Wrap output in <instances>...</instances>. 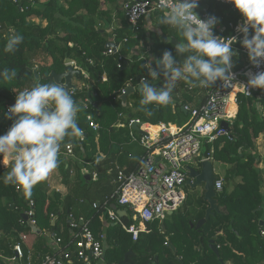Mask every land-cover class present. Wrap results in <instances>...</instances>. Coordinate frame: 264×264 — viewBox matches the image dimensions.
<instances>
[{
	"label": "trees",
	"instance_id": "1",
	"mask_svg": "<svg viewBox=\"0 0 264 264\" xmlns=\"http://www.w3.org/2000/svg\"><path fill=\"white\" fill-rule=\"evenodd\" d=\"M121 1L0 0V72L8 68L18 73L11 83L0 77V135H4L13 123L6 116L9 102L15 101L16 93L31 88L35 82H49L36 79L29 70V67L34 68L32 61L37 55L45 53L51 58L49 64L37 68L41 75L47 76L52 71L62 73L68 60H75L89 74L88 78L82 76L84 85L77 86L74 92V99L84 107L78 116L83 140L78 142L73 137L61 146L65 149L67 144L74 143L82 160L79 165L62 162L59 157L67 193L51 189L47 177L33 189L31 199H26L17 186L4 183L11 164L3 163L0 156V255L6 258L14 256V246L22 242V235L28 237L32 234L35 236L32 254L24 249L23 261L27 262L30 257L29 264H40L47 254L53 253L48 243L47 233L50 231L57 232L62 238L63 250L72 251L75 237L68 224L72 215L78 223L83 217L96 236L105 234L103 260L106 264H120L130 251L128 261L133 264H222L221 261L226 264H264V195L260 191L264 177L256 151V141L264 133V95H239L237 114L229 121L232 139L220 137L213 143L203 140L198 159L211 155L214 160L229 166L223 177L225 187L217 195L220 211L211 215L200 229L191 223L196 224L205 217L208 204L203 199L204 192L197 196L187 194L178 210L166 214L163 220L148 222L149 231L142 232L137 240H133L119 223L109 221L108 208L113 204L121 208L115 194L118 184L112 176L99 172L97 182L92 183L87 174H81L82 167L89 164L92 168L97 166L101 152L106 156L115 155L120 145L130 139V130L137 133L128 126L126 113L144 122L182 126L190 119V112L183 107L189 104L198 107L206 98L203 88L184 90L179 96L173 93L172 104L149 105L152 114L148 115L146 111L138 110L142 97L136 90L129 95L127 104H123L120 93L123 88L129 85L137 88L143 77L161 87L163 76L161 74L158 80L152 81L145 67L146 61L139 60L138 54L123 68L118 67V55L103 56L113 35L117 43L122 44V53L129 54L137 44L147 40L154 49L156 60L162 58L165 50L170 51L178 62L183 57L177 55L173 42L176 40L178 43L181 38L170 27L159 24L160 12L142 18L138 29H134L120 9ZM202 1L208 4L210 13L215 14L221 23L238 22L240 13L237 10L215 0ZM115 6L120 10L114 17L112 11ZM114 18L119 24L110 31ZM13 32L22 35L23 42L16 51L6 52L7 37ZM228 33L231 34L232 30ZM241 47L242 42L233 47L238 53L232 58L236 69L243 66L244 60L249 61L248 56L242 55ZM153 68H156L155 62ZM104 74L107 76L105 81L102 80ZM179 83L184 87L183 81ZM84 99H89V108L83 104ZM88 114H92L99 123L97 131L89 126ZM113 157L107 162L111 163ZM72 172H75L74 181ZM95 203L96 207L93 206ZM30 209L34 210V225L23 216ZM102 216L108 220L107 225L102 222ZM122 218L125 223L131 222L128 216ZM211 240H214L219 254L211 248ZM73 262L83 264L76 254Z\"/></svg>",
	"mask_w": 264,
	"mask_h": 264
},
{
	"label": "clouds",
	"instance_id": "2",
	"mask_svg": "<svg viewBox=\"0 0 264 264\" xmlns=\"http://www.w3.org/2000/svg\"><path fill=\"white\" fill-rule=\"evenodd\" d=\"M244 18L237 31L243 33L242 46L247 50L253 67L264 63V0H228ZM198 0H158L161 13L159 24L173 29L181 38L175 44L179 62L168 50L155 61L156 68H148L152 81L160 78L161 87L141 78L139 91L140 111L151 115L149 105L168 106L173 103L177 82L183 81L191 89L210 88L219 80L229 85L235 79L231 69L238 53L232 45L236 37L214 35L218 19H201L196 12ZM251 30V35L249 34ZM23 42V36L14 32L7 37L6 52H14ZM18 73L5 68L0 77L11 83ZM248 89L264 90V71L248 74ZM84 107L74 99V93L63 83L35 82L31 88L16 93L15 103L7 110V119L13 120L4 135H0V156L11 164L5 174L6 185L18 186L26 199L33 189L59 167L61 146L67 139L81 136L78 116ZM219 177V176H218Z\"/></svg>",
	"mask_w": 264,
	"mask_h": 264
},
{
	"label": "built area",
	"instance_id": "3",
	"mask_svg": "<svg viewBox=\"0 0 264 264\" xmlns=\"http://www.w3.org/2000/svg\"><path fill=\"white\" fill-rule=\"evenodd\" d=\"M14 1L19 2L20 0ZM215 1L229 6L232 10H236L235 6L228 2V0ZM121 11H123L127 21L134 29H138L139 21L142 18H147L152 14L160 12L158 0H125ZM196 12L201 19H206L209 16H215L218 19L215 14L210 13L208 6H204L196 10ZM243 22L244 18L241 14L237 23L230 22L226 25L219 21L214 27L213 33L222 38L236 37V42L232 45L233 48L234 45L243 40V33L237 31ZM116 26L113 22L110 31ZM228 30H232V33L229 34ZM249 34H252L251 30ZM109 41L114 42L115 46L106 48L102 55L105 57L114 54L118 55V67H126L134 60V55L138 54L139 60H145L146 65L151 62V67L153 68L157 57L149 41H141L129 54L121 52L122 44L117 43L114 35ZM125 41H128V39L126 38ZM240 51L242 55L248 56V52L243 46ZM90 62L93 63V60H90ZM67 64H72L74 68L81 69L82 76L89 77L88 72L79 66L75 60H68ZM231 71L235 79L230 85L228 83L223 84L218 80L212 87L203 88L206 98L200 106L190 107L189 105H185L183 107L184 110L190 112V120L183 126L165 122L154 124L133 117L127 120L129 127H132L136 122L140 123L139 128L142 132L137 140L147 153L144 158L145 161L139 170L129 173L119 168L116 170L115 182L118 186L115 194L121 208L128 211V218L131 222L125 223L123 218L111 207L108 208V215L109 221L119 223L132 236L133 240H137L142 232L149 231L147 227L148 222L156 219L163 220L168 212H175L185 202L187 195L183 190V186L188 178L187 162L189 159L197 157L200 154L203 140L213 143L220 137L232 139L229 129L222 126V121L229 123V121L235 118L238 111L239 95L243 94L249 97L256 93L258 97L264 95L261 89L254 88L248 89L249 95L243 86L248 82L249 73L264 71V63H261L260 67L256 68L253 67L250 61L244 60L241 68L236 69L233 67ZM102 80H107L106 74L102 76ZM126 88L120 91L121 95L126 92ZM183 88L188 91L194 90L186 85ZM72 92L74 93L75 89ZM82 102L86 105V108H89V99H84ZM231 102L237 106L235 113L230 111ZM87 121L89 122V126L94 130L97 131L100 128L99 123L94 120L92 114L87 115ZM150 127H159V129L157 133L153 134L149 130ZM83 137L84 133L79 138L76 137V140L80 142L83 140ZM65 152L75 157L76 145L74 143L67 144ZM204 159L214 160L211 155L202 158L200 161ZM92 177L98 179L99 174L94 171ZM224 187V178L218 177L215 181L217 193L223 191ZM31 205H33V201H31ZM96 206L95 203L94 207ZM25 214L31 224H36L33 209L26 211ZM70 217V226L73 229L72 235L75 237L73 250H63L61 246L62 238L57 232L50 231L47 235L49 246L53 250V253L47 254L40 264H74L73 255L75 254L79 260L83 261V264L90 263L92 260L101 261L104 259L105 247L103 239L105 238V234L102 233L96 236L89 225L85 223L83 217L80 218L79 223L72 218V215ZM77 227L79 231H75ZM26 238L27 235L23 234L21 237L22 242L15 244L14 256L6 258L0 255V264H3L7 259L10 264H29L31 261L30 257H28L27 262L23 261L25 251L22 243Z\"/></svg>",
	"mask_w": 264,
	"mask_h": 264
},
{
	"label": "crops",
	"instance_id": "4",
	"mask_svg": "<svg viewBox=\"0 0 264 264\" xmlns=\"http://www.w3.org/2000/svg\"><path fill=\"white\" fill-rule=\"evenodd\" d=\"M124 1L125 0L121 1V3H120L121 6H122ZM198 4H199V6H198L197 10L203 8L204 6H208V4H206L202 0H198ZM120 9H119V7L115 6L113 8L112 15L115 17L116 13ZM35 20L37 22L39 21L38 18H36ZM113 22L116 25L119 24L118 20H116L115 18H114ZM47 56L48 55L45 54V53H40L35 58H33L32 63L34 65V68H38V67H41V66H43L45 64H49L50 61H51L50 56L48 58L44 59V60L41 59L42 57L45 58ZM78 81H80V82H78ZM74 82L76 83L77 86H83L84 85V82H83L82 79L81 80L74 79ZM183 91H184V88L182 87V90L176 92V95L179 96L181 94V92H183ZM173 101H174V95H173ZM189 106L190 107H196L197 105L189 104ZM186 123H184L183 125H185ZM175 124H177V123H175ZM121 126H123V125H121ZM152 128H156V129H152ZM158 129H159V127H150L149 130L152 131L153 134H155V133H157ZM140 133L141 132L138 131V130H137V133H135L133 130H130V139H128L126 142H124V143H122L120 145V148L118 149V151H117V153L115 155H114V153H112V154H110V156H106L105 153L101 152L100 155H99V158H98V160L96 162L97 166L94 167V168L90 167L91 164H89L88 167L84 166V167L81 168V174L82 175L83 174H87V175L91 174V176H90L91 180L90 181L92 183H95V182H97V179H94L92 177V173L94 171H96L98 174L100 172V173H102L105 176H107V175L108 176H112V179L115 180L116 170L118 168L124 170L126 173L134 172V171L139 170L142 167V165H143V163L145 161L144 158L146 156L145 148L137 140L138 137L140 136ZM121 136L123 137V135H121ZM258 139H259V141L258 142L256 141L257 158L260 159V161H261L260 164H259V167H260V169H262L263 177H264V134H261ZM75 140H76V138H75ZM113 155H114V157H113ZM110 157H113L114 160L111 163H108L107 160ZM60 158H61L62 162L68 161V162H73L74 164H79V165L82 164V160H81L80 156L77 154V151H76V156L72 157V156L66 154L65 149H61ZM215 161L216 160H214V162ZM2 162L6 163L7 161H5L3 159ZM224 165H226L225 171H227V168H228L229 165L228 164H224ZM113 173H114V175H113ZM224 174H226V172ZM224 174H223V176L221 175L219 177L223 178L225 176ZM74 178H75V172H72L71 179L74 181ZM236 180H239V179H236ZM48 183H49V186H50L51 189H55L57 191H61V192H64V193L68 192V190H67L68 188L63 183V176H62V173H61V170H60V164H59V167L52 174H50L48 176ZM260 191L264 195V181H263V184L261 185ZM202 192L201 191L197 192L195 195L196 196L197 195H201ZM185 193L187 195L188 191H185ZM111 208H112V206H111ZM102 222L104 223V225H107L109 223L108 220H106L105 216L104 217L102 216ZM34 240H35V236L32 235V234H29L28 237L26 238V240L23 241L24 249L28 250L29 253H31V254H32V246H33ZM48 243H49V241H48ZM3 264H10V262L7 259V260L4 261ZM86 264H106V263H105L104 260H101V261L92 260L90 263H86Z\"/></svg>",
	"mask_w": 264,
	"mask_h": 264
},
{
	"label": "water",
	"instance_id": "5",
	"mask_svg": "<svg viewBox=\"0 0 264 264\" xmlns=\"http://www.w3.org/2000/svg\"><path fill=\"white\" fill-rule=\"evenodd\" d=\"M166 38V36H164ZM173 42L176 44V40H173ZM115 46L114 42H108L106 44V48L108 47H113ZM29 70L33 73L34 77L36 79H47L49 82L56 81L58 83H63L65 84L71 91L76 89V83H74V79L76 80H81L82 79V71L81 69H76L72 64H67L65 66V69L62 73H57L55 71H52L49 75H41L37 68H32L29 67ZM138 90L139 91V86L133 87L129 85L126 88V92L121 95V99L124 105L127 104L128 97L131 93L134 91ZM15 101L12 100L9 102L10 106L14 105ZM184 109V108H183ZM133 116L131 113H126L125 114V119L129 120ZM140 123L136 122L132 127L135 130H138L142 132L139 128ZM222 126L225 127L226 129H229V123L227 121H222ZM78 138L80 136H77ZM199 166L195 167L192 165H187V170H188V179L186 181V184L190 186L191 188H197L201 187L204 192L203 199L208 203V207L206 209V214L205 217L200 219L196 224L191 223V226H195L197 229H200L201 226L210 218L211 215L215 214L216 212L220 211L218 201H217V191L215 188V181L218 178V176L215 173L214 169V160L212 159H204L199 162ZM88 178H90V175H87ZM112 208L117 212V214L121 217L128 216V211L124 208L118 207L116 204L112 205ZM168 214H172V212H168ZM23 216L25 218H28L27 215L24 213ZM71 220L68 221V224L70 225ZM263 223V222H262ZM52 224H55V219L52 221ZM210 246L211 248L219 254V249L215 245L214 240L210 241ZM173 250L175 251L174 247ZM131 253L128 252L125 255V258L120 262V264H133L132 262L128 261V256ZM222 264H226L224 261H221Z\"/></svg>",
	"mask_w": 264,
	"mask_h": 264
},
{
	"label": "rangeland",
	"instance_id": "6",
	"mask_svg": "<svg viewBox=\"0 0 264 264\" xmlns=\"http://www.w3.org/2000/svg\"><path fill=\"white\" fill-rule=\"evenodd\" d=\"M102 25V24H100ZM49 56L47 57H42L41 59H46L48 58ZM80 82V81H78ZM163 83H164V79H163ZM182 90V86L179 84V82H177V85H176V88L174 89L173 93H176L178 91ZM263 112V111H262ZM264 134V133H263ZM259 141V139L257 140V142ZM257 151V150H256ZM200 155V154H199ZM198 155V156H199ZM198 156L197 157H193L191 159H189V161L187 162V165H192V166H199V159H198ZM3 161V160H2ZM225 168H226V165H224L223 163H220L218 161H215L214 162V169H215V173L217 176H223V174L226 172L225 171ZM225 175V174H224ZM55 190V189H54ZM183 190L184 192L185 191H188V194H190L191 196H194L197 192H202L203 189L201 187H197V188H191L190 186H188L186 183L184 184L183 186Z\"/></svg>",
	"mask_w": 264,
	"mask_h": 264
},
{
	"label": "bare ground",
	"instance_id": "7",
	"mask_svg": "<svg viewBox=\"0 0 264 264\" xmlns=\"http://www.w3.org/2000/svg\"><path fill=\"white\" fill-rule=\"evenodd\" d=\"M236 109H237V106L233 102H231L230 103V111L232 113H235Z\"/></svg>",
	"mask_w": 264,
	"mask_h": 264
},
{
	"label": "flooded vegetation",
	"instance_id": "8",
	"mask_svg": "<svg viewBox=\"0 0 264 264\" xmlns=\"http://www.w3.org/2000/svg\"><path fill=\"white\" fill-rule=\"evenodd\" d=\"M188 179V178H187Z\"/></svg>",
	"mask_w": 264,
	"mask_h": 264
}]
</instances>
